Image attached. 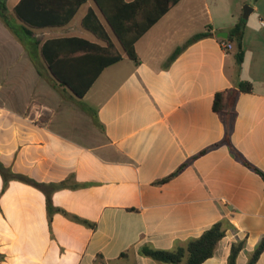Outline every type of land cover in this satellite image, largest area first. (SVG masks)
Here are the masks:
<instances>
[{
    "label": "crops",
    "instance_id": "0c3cea01",
    "mask_svg": "<svg viewBox=\"0 0 264 264\" xmlns=\"http://www.w3.org/2000/svg\"><path fill=\"white\" fill-rule=\"evenodd\" d=\"M247 1L216 0L213 10L209 0H180L136 42L139 63L122 48L123 58L78 97L55 85L42 48L54 57L83 54L67 38L109 45L83 25L91 8L107 25L95 1L55 24L33 0H5L20 35L0 16V162L39 182H65L53 205L96 227L62 211L50 219L43 190L18 179L3 190L0 172V264H97L98 254L106 264H163L141 247L173 249L223 219L234 226L203 264H228L232 243L243 239L237 264L249 261L264 239V180L223 143L226 127L213 107L217 92L252 82L234 104L231 142L264 170V0L243 9ZM240 17H250L241 63L237 43L225 50L217 36L230 35ZM209 25L212 36L170 61Z\"/></svg>",
    "mask_w": 264,
    "mask_h": 264
},
{
    "label": "trees",
    "instance_id": "16d2710c",
    "mask_svg": "<svg viewBox=\"0 0 264 264\" xmlns=\"http://www.w3.org/2000/svg\"><path fill=\"white\" fill-rule=\"evenodd\" d=\"M44 10V14L52 15V23H67L77 12L78 8L86 0H33ZM102 17L107 25L103 23L98 12L91 8L83 19V25L94 32L98 37L105 39L109 45L102 46L92 43L82 38H67L68 41L81 42L84 45V52L80 55H57L50 56L46 54V47L42 48V55L47 61L48 68L54 75L52 80L55 85L70 88L75 95L83 97L95 82L100 73L109 65H112L123 58L120 52H113L110 48L112 41L106 29V26L113 32L121 44L125 54L136 63L140 62L136 52V42L140 37L152 27L169 9H171L180 0H94ZM19 7V6H18ZM18 7L16 10L18 11ZM0 16L12 27L16 34L20 35L16 28L8 21L7 6L5 0L0 1ZM246 21L240 17L237 23L230 30L227 39L224 41L236 42L238 51L236 53L238 62L241 63L244 58L242 39L245 31ZM27 29V27H25ZM211 26L196 33L184 46L178 47L170 57L174 60L177 55L189 44L201 38L212 36ZM51 42L54 40H50ZM30 51V49H29ZM32 54V51H31ZM34 58V56H33ZM36 60V58H34ZM253 90L252 82L242 80L237 87L226 91H219L215 94L214 110L221 116L226 134L223 143L227 144L235 157L250 169L256 171L264 180V170L250 162L231 142V132L233 122L236 116L234 104L242 92H251ZM229 100L226 102V94ZM215 144L202 150L198 155L204 154ZM188 160L181 164L177 170L170 175L155 181V184H163L181 173L190 163ZM0 172L4 178V187L6 189L11 179H18L23 182L34 185L43 190L47 196V208L49 218L55 211H62L71 218L83 222L89 226L96 227V224L89 220L82 219L79 216L72 215L66 210H61L53 205L52 193L55 189L63 187L65 182L46 184L39 182L27 175L16 173L0 162ZM234 225L227 219L219 220L211 227L206 229L200 236L191 238L183 244H177L173 249H160L145 244L141 247V254L151 257L163 264H203L207 259L214 256L219 242L225 237L227 230ZM246 240L233 242L228 257V264H237V257L245 247ZM264 251V239L256 247L254 253L246 264H256ZM97 264H106V260L101 254L97 255L95 260Z\"/></svg>",
    "mask_w": 264,
    "mask_h": 264
},
{
    "label": "rangeland",
    "instance_id": "374dc122",
    "mask_svg": "<svg viewBox=\"0 0 264 264\" xmlns=\"http://www.w3.org/2000/svg\"><path fill=\"white\" fill-rule=\"evenodd\" d=\"M209 1H210L211 5H212V8H213V10H214V6L216 7V5L214 4V2H216V0H209ZM250 1H251V2H250ZM253 2H256V0H249V1L245 2V3L243 4V9H244L245 5H250V6H251L250 3H253ZM255 18H257L255 15L252 16V19H253V20H255ZM249 20H250V17H249L248 19H245L246 22L249 21ZM113 39H114V43H112V47H110L111 50H112L113 52H120V50H122L121 44L119 43V41L117 40V38H116L115 35H113ZM40 64H41V67L43 68V70L46 71V67H45V65L42 64L41 62H40Z\"/></svg>",
    "mask_w": 264,
    "mask_h": 264
},
{
    "label": "water",
    "instance_id": "95a60500",
    "mask_svg": "<svg viewBox=\"0 0 264 264\" xmlns=\"http://www.w3.org/2000/svg\"><path fill=\"white\" fill-rule=\"evenodd\" d=\"M248 11H249V9L248 8H246L245 9V17H247V13H248ZM217 36L218 37H220V38H225V39H227L228 37H229V32H227V31H221V32H218L217 33Z\"/></svg>",
    "mask_w": 264,
    "mask_h": 264
},
{
    "label": "built area",
    "instance_id": "2783aa9c",
    "mask_svg": "<svg viewBox=\"0 0 264 264\" xmlns=\"http://www.w3.org/2000/svg\"><path fill=\"white\" fill-rule=\"evenodd\" d=\"M262 23L264 24V21H262ZM221 45L225 50H230L233 47L231 42L224 40L221 41Z\"/></svg>",
    "mask_w": 264,
    "mask_h": 264
}]
</instances>
